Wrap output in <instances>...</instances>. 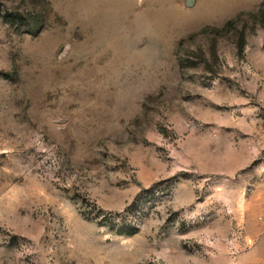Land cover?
I'll list each match as a JSON object with an SVG mask.
<instances>
[{
  "label": "rangeland",
  "instance_id": "1",
  "mask_svg": "<svg viewBox=\"0 0 264 264\" xmlns=\"http://www.w3.org/2000/svg\"><path fill=\"white\" fill-rule=\"evenodd\" d=\"M263 177L264 0H0V264H242Z\"/></svg>",
  "mask_w": 264,
  "mask_h": 264
},
{
  "label": "crops",
  "instance_id": "2",
  "mask_svg": "<svg viewBox=\"0 0 264 264\" xmlns=\"http://www.w3.org/2000/svg\"><path fill=\"white\" fill-rule=\"evenodd\" d=\"M189 0H186L188 4ZM248 219L244 233L242 264H264V177L253 189L249 199ZM258 216L261 219H258Z\"/></svg>",
  "mask_w": 264,
  "mask_h": 264
}]
</instances>
